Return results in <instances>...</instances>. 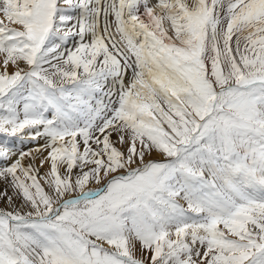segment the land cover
I'll list each match as a JSON object with an SVG mask.
<instances>
[{
    "label": "snow or ice",
    "instance_id": "snow-or-ice-1",
    "mask_svg": "<svg viewBox=\"0 0 264 264\" xmlns=\"http://www.w3.org/2000/svg\"><path fill=\"white\" fill-rule=\"evenodd\" d=\"M0 264H264V0H0Z\"/></svg>",
    "mask_w": 264,
    "mask_h": 264
},
{
    "label": "rangeland",
    "instance_id": "rangeland-1",
    "mask_svg": "<svg viewBox=\"0 0 264 264\" xmlns=\"http://www.w3.org/2000/svg\"><path fill=\"white\" fill-rule=\"evenodd\" d=\"M154 158H156V159H159V157H158V156H155ZM94 187H95V185H94ZM94 187H93V188H94Z\"/></svg>",
    "mask_w": 264,
    "mask_h": 264
},
{
    "label": "bare ground",
    "instance_id": "bare-ground-1",
    "mask_svg": "<svg viewBox=\"0 0 264 264\" xmlns=\"http://www.w3.org/2000/svg\"><path fill=\"white\" fill-rule=\"evenodd\" d=\"M90 187H94V185H90Z\"/></svg>",
    "mask_w": 264,
    "mask_h": 264
}]
</instances>
